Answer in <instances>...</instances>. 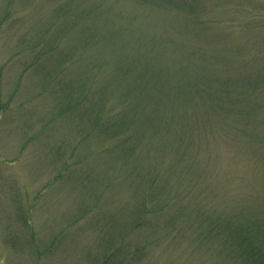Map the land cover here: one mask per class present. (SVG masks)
Here are the masks:
<instances>
[{"label": "rangeland", "instance_id": "obj_1", "mask_svg": "<svg viewBox=\"0 0 264 264\" xmlns=\"http://www.w3.org/2000/svg\"><path fill=\"white\" fill-rule=\"evenodd\" d=\"M240 231L264 0H0V264H241Z\"/></svg>", "mask_w": 264, "mask_h": 264}, {"label": "trees", "instance_id": "obj_2", "mask_svg": "<svg viewBox=\"0 0 264 264\" xmlns=\"http://www.w3.org/2000/svg\"><path fill=\"white\" fill-rule=\"evenodd\" d=\"M38 42L41 44L43 41L38 40ZM141 224H143V220ZM141 224L139 222L137 226L135 225V228L140 227ZM214 228H216V224ZM241 233L243 231H240L238 235H234L235 239H227L231 241L233 249L237 251L236 255L241 264H264V244L256 242L250 236H240ZM243 234L246 235L245 233ZM203 239H208V237H204ZM107 258L104 260L105 262H107Z\"/></svg>", "mask_w": 264, "mask_h": 264}]
</instances>
